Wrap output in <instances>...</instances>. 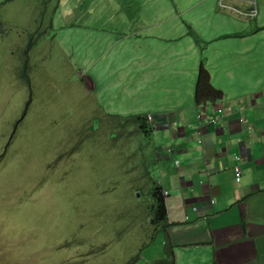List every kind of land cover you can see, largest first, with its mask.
I'll use <instances>...</instances> for the list:
<instances>
[{"label":"rangeland","instance_id":"rangeland-1","mask_svg":"<svg viewBox=\"0 0 264 264\" xmlns=\"http://www.w3.org/2000/svg\"><path fill=\"white\" fill-rule=\"evenodd\" d=\"M166 4L183 16L176 20L179 42L193 41V30L204 50L210 29L194 15L214 25L213 0ZM13 6L15 21L28 24L25 4ZM132 9L121 25L105 13L104 41L78 34L70 41L60 30L62 15L55 16L54 30L33 51L34 94L17 127L29 99L18 78L24 42L0 23V264H123L151 237L152 199L131 189L136 161L147 160L149 150L135 156L141 138L131 119H122L150 113L151 94L141 91L145 68L124 63L163 45L145 39L157 31L146 24L155 4ZM116 55L126 57L115 62Z\"/></svg>","mask_w":264,"mask_h":264},{"label":"crops","instance_id":"crops-1","mask_svg":"<svg viewBox=\"0 0 264 264\" xmlns=\"http://www.w3.org/2000/svg\"><path fill=\"white\" fill-rule=\"evenodd\" d=\"M17 2L25 4L21 13L28 24L15 21ZM150 2L157 9L146 24L157 31L145 39H157L163 47L136 54L134 64L124 65L145 68L141 91L151 94L146 101L153 127L148 156L156 176L149 168L150 180L166 193L167 226L134 255L140 254L138 264L161 260L168 242L175 264H264V29L258 30L264 28V0H213L212 26L194 15L210 29L202 52L192 40L179 42L176 20L183 16L174 14L166 0H2L0 23L24 42L18 78L30 38L40 35L28 51L31 79L33 51L54 30L59 13L64 19L60 30L70 41L75 34L104 41L106 12L121 25L134 6ZM243 33L250 35L224 38ZM125 57L116 55L115 62ZM202 59L223 99L198 106L195 87Z\"/></svg>","mask_w":264,"mask_h":264},{"label":"trees","instance_id":"trees-1","mask_svg":"<svg viewBox=\"0 0 264 264\" xmlns=\"http://www.w3.org/2000/svg\"><path fill=\"white\" fill-rule=\"evenodd\" d=\"M262 29L264 28H258V30H262ZM247 35H250V33H243V34L232 35V36H224V38L247 36ZM39 36L40 35H35L31 37L24 51V56L26 58H25L22 68L19 71V78L28 88L29 99L27 100L25 107L23 108L21 117L17 120L14 127H17V125L21 123V121H23V118L26 116L28 112L27 110L29 109L31 105L33 91L31 87L30 65L28 63V51L34 45V42ZM188 36H190L193 39L194 44L197 47H199L202 52L203 42L200 43V40L195 35L193 30L189 31ZM222 99H223V93L216 90L212 86L209 72L206 69L204 59H202L200 63L196 87H195V103L198 106H201V105H206L208 103H215V102L221 101ZM122 119L123 120L131 119L132 124H134L136 127L137 134L135 137L141 138L140 145H142V147L140 146V151L137 149L135 156L138 155L139 152L142 154L145 147L148 148V150L152 149L151 141H152V135H153V127L150 125L148 121V117L146 115H131L127 118H122ZM114 135L116 136V138L119 137V135H116V134ZM149 159H150L149 156L147 160L142 159V157L140 156H139V160L137 159L136 168H135L136 176L134 178H131L132 180L131 189L134 188V190L137 192L147 190L148 195L152 199V205L150 206V210H149L152 216L150 225L153 228L152 235L151 237H149V241H152L156 233L160 232V230H163L167 226V220H166V209H165L164 196L162 192L160 191V189L156 185H154L150 180V171H149V165H150L149 161L150 160ZM139 164L143 166L144 170H141L138 168ZM139 260H140V254L137 253L136 255L131 257L129 261L123 264H138ZM149 264H175L173 249L171 245L167 242L165 246V257L163 259L157 260Z\"/></svg>","mask_w":264,"mask_h":264},{"label":"built area","instance_id":"built-area-1","mask_svg":"<svg viewBox=\"0 0 264 264\" xmlns=\"http://www.w3.org/2000/svg\"><path fill=\"white\" fill-rule=\"evenodd\" d=\"M200 117L201 116L199 115V119H200ZM234 177H235V182L236 183H240V181H241V171H240L239 166H235V168H234ZM163 195L165 196L166 193H163Z\"/></svg>","mask_w":264,"mask_h":264}]
</instances>
